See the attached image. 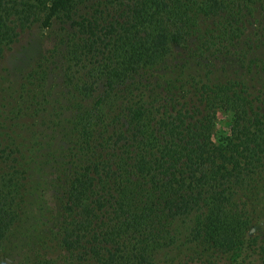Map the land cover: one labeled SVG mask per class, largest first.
<instances>
[{
    "label": "trees",
    "instance_id": "1",
    "mask_svg": "<svg viewBox=\"0 0 264 264\" xmlns=\"http://www.w3.org/2000/svg\"><path fill=\"white\" fill-rule=\"evenodd\" d=\"M258 1L106 0L104 13L76 18L80 0H0V62L23 32L57 17L76 32L65 50L82 58L74 87L87 99L100 90L98 109L78 112L76 132L62 135L59 160L32 157L40 176L30 185L3 126L0 253L33 202L58 224L43 239L70 254L65 264H264V80L252 73L264 63L219 75ZM187 46L183 65L172 63ZM204 56L206 70L187 66ZM218 110L231 114L229 134L214 142ZM185 220L173 256L157 257L155 244L173 238L166 226Z\"/></svg>",
    "mask_w": 264,
    "mask_h": 264
},
{
    "label": "rangeland",
    "instance_id": "2",
    "mask_svg": "<svg viewBox=\"0 0 264 264\" xmlns=\"http://www.w3.org/2000/svg\"><path fill=\"white\" fill-rule=\"evenodd\" d=\"M105 1L80 0L74 17H89L95 13L99 14V11L104 13ZM250 8V12L245 13L252 15L251 24H249L250 21L247 22L244 34L232 52L223 55L225 59L222 61L224 69L219 73L221 77L226 76L230 71L231 73H244L247 62L252 59L264 63V35L262 34L264 33V0L250 4ZM71 42L76 44V32L67 22H62L55 17L48 27H42L36 23L23 32L12 48L6 51L0 62L2 92L0 102L4 103L1 106L7 110L5 113V110L0 108L3 110V112L0 111L1 121H3L0 126V139L5 138L3 126L9 124L15 142L22 149L21 156L29 169L25 175L27 185H30L27 179L34 182L40 176L37 170L31 171L36 167L30 164L32 157L35 158L38 153L42 152L48 164L59 160L63 154L60 149L67 140L62 135L70 136L76 132L78 112L85 113L87 110L96 111L98 109L95 102L100 90L87 99L73 85L77 84L84 72L79 67L81 65L79 59L82 58L66 60L65 50ZM192 49L193 46L176 49L170 61L183 65ZM87 62V59L84 60L82 65ZM207 63L208 58L204 56L191 61L187 66L202 72L206 70L204 67ZM261 66L264 67L261 64L258 68L252 69L255 83L259 79L264 80ZM211 69H215L213 76H216L218 74L216 68ZM68 81L73 88L68 85ZM105 106H110V104L107 103ZM230 116L228 111L218 110L216 112L212 130L214 142H218L219 139L229 134ZM240 194L241 191L236 196L237 200ZM43 203H45L46 212L53 205L51 193H44ZM37 205L33 202L29 205L30 212L27 213L26 218H23L22 226L19 225L14 232L13 246L0 253V264H65L69 260L70 254L56 243H52V239H43L47 234L55 232L58 224L56 222L52 224L46 218L50 214L46 212L44 215L42 207L35 208ZM56 219H58L57 216ZM186 222L187 220L185 222L173 221L166 226L170 227L173 238L171 239L169 237L171 234L167 233L166 236L169 238H164L155 244L153 249L157 257L173 256L176 248L170 247L180 244L179 240L182 239ZM256 232L255 226L249 229L251 235ZM169 244L172 245L168 246ZM37 250L39 255H37ZM186 254L187 252L183 251V255ZM44 256H46L45 261H43Z\"/></svg>",
    "mask_w": 264,
    "mask_h": 264
}]
</instances>
